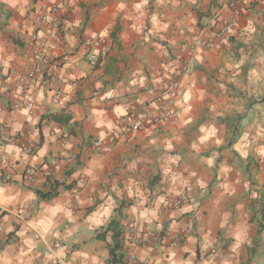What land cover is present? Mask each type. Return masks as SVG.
I'll return each mask as SVG.
<instances>
[{"label": "crops", "instance_id": "0c3cea01", "mask_svg": "<svg viewBox=\"0 0 264 264\" xmlns=\"http://www.w3.org/2000/svg\"><path fill=\"white\" fill-rule=\"evenodd\" d=\"M224 1L0 0V264H108L98 233L117 209L122 264H264V0H241L226 44L188 50L229 18ZM41 5L59 33L34 41ZM37 43L60 95L40 76L16 86ZM172 76L173 117L118 135Z\"/></svg>", "mask_w": 264, "mask_h": 264}, {"label": "built area", "instance_id": "2783aa9c", "mask_svg": "<svg viewBox=\"0 0 264 264\" xmlns=\"http://www.w3.org/2000/svg\"><path fill=\"white\" fill-rule=\"evenodd\" d=\"M224 6L229 11V18L226 20H218V15L215 14L212 17L213 24L211 30H209V35L205 37H195L188 43V50L193 54L197 47L210 48L214 45H224L228 42L230 33L236 19L240 16L243 5L241 0H225ZM57 8L53 6L41 5L37 15L32 21V33L34 41H39L40 36L37 31L40 28L48 29L49 35L55 37L59 33V21L56 17ZM38 29V30H36ZM101 43V42H100ZM100 43H94L90 40L84 41L83 45L88 50L86 53L87 61L90 64H95L96 57L98 55L97 46ZM33 63L31 66L27 67L25 70L21 71L16 78V86H26L32 83L37 76L42 77L46 85L52 86L55 95H60V83L57 82L55 77V71L57 68V60L55 57L49 53L44 45L37 43L32 50ZM191 68L190 61L181 64L179 71L180 73H187ZM179 86L177 77L172 76L169 78L159 89L158 95L156 97V105L154 108H142L134 109L128 115L122 117L119 121L120 127L118 135L128 136L129 134L140 130L141 128L149 125H158L160 123H165L169 121L174 115V100L177 97L176 91ZM25 103L27 109H32V102L27 99L22 101ZM21 104V102H20ZM109 143H114L116 136L114 134H109L107 136ZM102 139L96 138L92 142L94 150H99L102 147ZM32 169L26 170V175H31ZM158 236L149 234L145 238L146 243L156 241Z\"/></svg>", "mask_w": 264, "mask_h": 264}, {"label": "trees", "instance_id": "16d2710c", "mask_svg": "<svg viewBox=\"0 0 264 264\" xmlns=\"http://www.w3.org/2000/svg\"><path fill=\"white\" fill-rule=\"evenodd\" d=\"M258 102H264V95L258 99ZM57 185L58 182L49 181V187L46 191L35 190V192L39 198L49 199L57 194ZM117 210L118 213L116 212V216L113 217L108 222V224L104 228H102V230L98 233V237H103L106 233H110L111 241L108 244V264H122L124 262L125 257L122 249L124 244V230L123 225L120 222V209ZM262 216H264V209Z\"/></svg>", "mask_w": 264, "mask_h": 264}]
</instances>
